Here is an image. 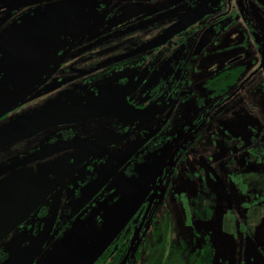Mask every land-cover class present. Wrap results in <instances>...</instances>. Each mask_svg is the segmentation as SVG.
I'll return each instance as SVG.
<instances>
[{
	"label": "flooded vegetation",
	"instance_id": "flooded-vegetation-1",
	"mask_svg": "<svg viewBox=\"0 0 264 264\" xmlns=\"http://www.w3.org/2000/svg\"><path fill=\"white\" fill-rule=\"evenodd\" d=\"M180 23L187 27L138 52ZM257 98L264 0H0V137L37 129L0 149V170L34 160L0 176V190L16 187L0 216L51 191L0 243V264H47L58 250L52 264H80L142 198L95 264L127 263L159 208L173 225L168 198L187 219L200 208L213 214L216 191L201 185L219 188L209 167L226 184L219 164H264V116L243 125L249 135L236 154L229 141V113ZM182 181L200 185L183 190Z\"/></svg>",
	"mask_w": 264,
	"mask_h": 264
},
{
	"label": "rangeland",
	"instance_id": "rangeland-1",
	"mask_svg": "<svg viewBox=\"0 0 264 264\" xmlns=\"http://www.w3.org/2000/svg\"><path fill=\"white\" fill-rule=\"evenodd\" d=\"M251 56L252 53L247 52L243 60H249ZM254 58L257 56L254 55ZM254 103L256 106L253 108L246 102L240 103L233 113H229V141L235 142L232 146L235 154L242 140L249 135L244 126L254 123L260 125L261 117L264 116V101L257 98ZM255 131L253 134L258 133ZM218 148L220 155L223 148L220 144ZM258 165L249 166L237 159L235 163L230 162L226 171L219 164L218 171L228 186L233 208L229 207L219 188L209 181L201 183L210 192L216 191L214 212L209 220L188 221L179 206L172 204L171 198L165 200L174 227V240L187 241L191 251H194L202 244L204 236H208L215 250L213 264H264V164ZM199 185L196 181H182L179 189L196 190ZM155 214V218L159 216L161 222L162 216L166 215L161 208ZM195 232L199 235H195ZM83 251L86 252V249ZM157 253L152 259L158 257ZM65 264H74V260H67Z\"/></svg>",
	"mask_w": 264,
	"mask_h": 264
},
{
	"label": "water",
	"instance_id": "water-1",
	"mask_svg": "<svg viewBox=\"0 0 264 264\" xmlns=\"http://www.w3.org/2000/svg\"><path fill=\"white\" fill-rule=\"evenodd\" d=\"M186 27L187 26H185L184 23H180V24L176 25L175 27L169 29L166 33L161 35L156 40H154V41L150 42L149 44L143 46L140 50H138V52L145 51L151 47H156V46L160 45L161 43L167 41L174 34L182 31ZM22 128H23V126H22ZM18 129L0 137V149L3 147H6L12 143H15L17 141H20L22 139L30 137L36 133L35 131H37V129H36L33 132L31 131V132H26V133H20L18 131ZM33 161L34 160L22 162V163L7 167L3 170H0V176H2L4 173H6L7 171H9L15 167H18L20 165L27 164V163H30ZM123 163H124V160H122L120 163L115 165L111 169V171L109 172L106 179H109L113 175H115V173L121 169ZM209 170L212 173V175L214 176V178H215L219 188L221 189L229 207L233 208L234 207L233 201H232L230 192H229L226 184L224 183L222 178L219 176V174H217L215 171H213V169L211 167H209ZM15 188L16 187H12V189H11V187H10V189L5 188L3 190H0V204L4 201V197L6 196V191H12V190H15ZM38 193H39V195L40 194H42V195H41L38 203L36 205H34L33 207H31V208L29 207V208L25 209L24 212H22V213L18 212L17 214L12 215L11 217L0 216V243L3 240H5V238H7L19 225H21L32 214V212H34L39 207V205L46 199V197L51 193V191L48 192L47 189L43 188ZM144 200H145V198H142L140 203H138L137 205L129 206L124 211H122L120 213V215L110 225V227L106 230V232L99 239L97 244L91 249V251L88 253V255L84 258V260L80 264H95L96 261L104 254V252L113 243V241L119 236V234L124 229V227L127 225V223H129V221L131 220L133 215L136 213L137 209H139L140 205L143 203ZM55 216H56V210H55V212L53 214V218L49 224V228H48L49 230L53 226ZM48 229H46V231L43 234L41 244H43L44 239L49 234ZM60 252H61V250H58L57 253L54 256H52V259L47 264H52L54 259L58 256V254H60ZM6 264H8V263H6ZM124 264H126V263H124Z\"/></svg>",
	"mask_w": 264,
	"mask_h": 264
},
{
	"label": "trees",
	"instance_id": "trees-1",
	"mask_svg": "<svg viewBox=\"0 0 264 264\" xmlns=\"http://www.w3.org/2000/svg\"><path fill=\"white\" fill-rule=\"evenodd\" d=\"M194 191V190H192ZM188 215V221L209 220L212 215L208 212L204 217L203 211ZM174 227L171 223H162L161 219L155 222L153 227L144 231L138 240L134 249L133 257H131L126 264H213L214 247L208 236H204L202 244L191 251V247L187 241H175L173 238ZM199 235L195 232V235ZM196 238V237H195ZM125 251L127 249L124 248ZM158 252V257L152 259V256ZM161 257H160V256ZM124 264V261H122Z\"/></svg>",
	"mask_w": 264,
	"mask_h": 264
}]
</instances>
